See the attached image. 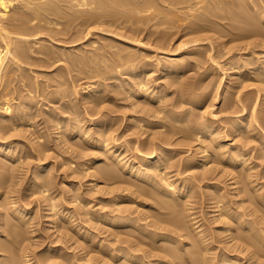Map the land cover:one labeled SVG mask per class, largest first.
<instances>
[{
    "label": "rangeland",
    "instance_id": "374dc122",
    "mask_svg": "<svg viewBox=\"0 0 264 264\" xmlns=\"http://www.w3.org/2000/svg\"><path fill=\"white\" fill-rule=\"evenodd\" d=\"M64 1H58L60 8L56 6L59 10L56 6L50 10L47 9L50 12L45 11L46 14L41 15L44 16L42 21L40 18L30 21L28 14L31 13L29 11L25 13L27 11L19 5L12 6L8 14L9 18L16 17L14 20L16 22L13 21V23H18L19 26L23 24L22 26L25 25V27L32 26L40 19L38 22L42 23L43 29L41 27L33 29L32 32L29 31L30 34L23 32L25 35H22L25 37L28 35V39H22V41L18 38L12 46L13 48L23 46L26 50H30H28L29 53L25 50L16 62L9 58L6 61V67L4 65L1 70L4 74V84L0 88L7 92L12 104L11 112L12 107L16 110L17 106L20 109H17L18 111L22 112L24 107L28 111L24 108L22 116L25 118L21 120L22 122L20 121V126L7 128L4 131L6 135L2 137L3 141H10L3 143L2 146L7 153L5 150L0 151V209L3 207L7 209V211L3 209L5 213L0 216V222L7 221L5 225H0V246L7 247L0 249V263L7 264L11 260L14 264H19L20 261L23 264H126L127 262L142 264L140 260H131L133 263L129 261L124 254L128 252L144 258L147 264H179L181 260H185L183 264H201V260L203 261L205 257L202 255L201 251H203V253L209 252L205 254L209 257L208 259H212V261L209 260L210 264H234V262L264 264V248L254 254L252 253L254 245L246 249L241 248L240 245L237 246L240 241H243L239 235L244 232L246 236L251 231L247 228L248 224L242 225L243 218L247 223L254 222V226L262 230L264 235V22L260 19H253L254 21L250 19L252 22L250 27L249 22L245 24L243 20L244 24L241 20L236 22L219 19L216 25L209 23L211 28L189 32L182 30L185 24L172 27L166 23H157L155 20L148 21L145 17L146 12L140 15L137 8L139 5L137 2L144 0H135L137 2L128 0L129 4L133 2L130 5L127 4V0H107L108 2L90 0L93 4L89 3L88 6H82L79 0ZM122 4L125 6V11ZM209 6L212 8L213 3ZM68 7L72 8L68 10ZM132 7L136 8L135 12H133L135 8L132 9ZM246 7V3L239 6L244 16L250 15L253 11ZM21 8L23 10H20ZM84 9L87 10L83 11ZM99 9L104 10V13ZM106 10L110 13L108 14ZM131 11L135 14L139 12L138 15L134 14L138 22L134 18V20L130 19V16H133ZM121 14L125 15L126 19ZM85 15L89 18L87 19ZM119 15L120 19L117 18ZM142 15L147 19L144 18L146 21ZM83 16L88 21L82 18ZM97 16H101L100 19ZM137 17H142L144 21ZM212 17L215 16L212 15ZM94 18H97L94 20L96 22H93ZM24 19L26 22L29 21L26 23ZM81 19L89 24L82 22ZM89 20H92V23ZM224 20H228V24ZM238 21L242 23V27ZM254 22L257 25H254ZM238 24L243 29L242 33L239 32L241 29ZM232 25L233 28L238 27L233 31ZM254 26H258L257 28L263 26L256 29L260 33L254 29L256 28ZM218 27L223 29L219 31ZM243 27L249 29L244 30ZM136 28L139 29L136 31L140 32L139 34H134ZM238 28L241 34L235 33ZM162 29L166 35L171 36H169L171 44L163 45L156 40ZM34 30L38 31L34 32ZM12 34L14 37H20L15 32ZM130 35H136L137 39L142 38L144 43L133 42L136 36L132 37L133 39L130 37L128 41L127 36ZM196 37L199 40L190 42L189 45L179 49L181 42ZM130 40L133 43H130ZM2 43L3 40L0 41L3 47ZM29 44L33 45L32 48H29L31 47ZM39 47H45L47 53L53 52L54 57L51 56L47 63L43 62L40 57L46 56L36 51ZM174 49L178 52L176 55L171 54V50ZM135 51L151 61L141 67L136 66L137 73L146 75L145 79L149 80V82L146 81L148 82L145 85L146 89H154L151 96L141 92L138 96L130 94L131 96L128 97L127 87L131 85L130 83L133 84L135 78L130 81L132 75L128 72H123L120 75L121 78H117L115 74L118 69H123L131 62L137 61L130 57L131 60L125 62L126 65L122 62L125 60L122 59L123 55L129 52L135 57ZM68 52H70L69 55ZM56 57H58L57 61H55ZM79 57L82 59L79 60ZM75 58L78 59L79 65L69 62V59L76 60ZM160 59L164 63L167 59L178 60L183 66L175 72L166 73V70L163 71L158 64ZM119 60L121 62H118ZM139 64L142 65L141 62ZM179 81L183 84L181 85ZM5 82L6 89L2 88L6 85ZM123 94L126 97H123ZM94 98H97V101ZM2 101L4 97L0 98V111L3 110ZM92 105L96 106L94 110ZM143 116L145 119L142 118ZM99 127L105 134L102 135ZM207 129L210 132H206ZM198 131L199 134L208 133L207 135L212 132V136L215 135L217 138L215 136L214 138L217 140L226 141L227 145H223L228 151L237 154L242 150L244 156L238 155L236 161L233 159L234 162L228 159L223 160L216 153L215 156V151L213 152L209 147L210 143L216 145L217 140L210 135L209 138H212L208 139L211 142L205 139L208 136L204 138L202 135L203 137L197 138L195 132ZM159 134L172 139L168 138L170 142L162 144L170 149L168 155L171 154V157L168 167V161L165 160L167 162L163 170L165 172H162L164 179L161 180L164 182L174 180L175 184H183L185 188L184 194L179 195L180 199L174 196L177 200L172 198L173 201H180V204L182 199V205L179 206L177 203V206L173 205L176 207V212H173L172 206L169 207L171 211L169 209L168 211L167 207L163 210L159 204L157 206L159 201H155L156 194L147 193V189L151 186L149 188L151 190L153 184L137 179L118 162L122 157L128 162H140V154L149 157L152 153L150 142L151 140L160 141ZM106 145L111 146V151H115L120 157H111ZM161 147L159 146L155 151H160L159 154L165 157L163 154H167L169 150ZM205 148H208L209 152L205 151ZM206 153L212 155L208 154V156ZM206 160L208 162H205ZM191 162L197 165L192 166ZM104 169L108 170L105 171L109 175H112L110 169L115 172L118 170V174L104 175ZM204 171L208 174L205 178L202 174ZM119 172L122 173L119 174ZM247 176H249L248 179ZM172 186L174 187V184ZM139 188H142L144 193L137 191ZM164 194L170 195L164 192L163 197L162 195L158 197L162 199L165 197L164 200H168ZM217 194L219 195L216 196ZM154 201L156 205L151 204ZM13 205L22 210V218L17 216L18 213L14 214L6 208ZM220 205L224 206H221L224 211ZM122 209H129L132 214L129 215L135 218L137 223H141L144 229L134 223L108 221L112 213H119ZM186 210L192 213L189 219H187L189 216H185L188 215ZM177 218L180 222H183L181 219L185 220V218L195 222L190 226L184 223L186 220L183 222V227L185 225L186 229H182L184 234H177V237L181 239V241L178 239L181 242L179 244L169 237L162 238L159 235L155 237L145 230L147 228L159 231L157 229L159 227L155 226L157 224L154 225L151 222L155 219H164V221L160 220L164 224L170 223L173 219L172 221L176 220V222L171 221V223L177 226ZM195 225H198L197 228H194ZM230 226H233V229ZM10 228L15 233L12 231L9 233ZM199 230L198 235L203 236L204 243L208 242L206 246L203 245L206 248L200 246L199 239H195L198 238L196 233ZM9 234L13 235L9 237ZM195 235L197 237H194ZM12 237L16 241L12 242L14 240ZM188 238L193 241L190 239L187 242ZM260 241L259 243L264 247L263 242ZM170 242L172 246H169ZM193 243L196 247L191 246ZM9 245L12 248L9 249ZM178 245L183 246L182 249L185 248L184 256L181 253L182 249L179 251L180 248H177ZM175 246L176 248H172V251L177 249L179 258L181 255L182 257L174 258L173 263L171 261L173 258H169L171 255L168 253L171 251L170 248ZM195 249H199L201 254L199 252L195 254ZM224 252H226L225 257ZM191 253L197 255L195 258L200 263H196L194 259L195 262L190 261ZM208 254L211 255L208 256ZM227 255L234 256L233 262L227 260L228 262L224 263L223 259L226 260ZM12 256L15 258L12 259ZM3 259L6 261H2Z\"/></svg>",
    "mask_w": 264,
    "mask_h": 264
},
{
    "label": "bare ground",
    "instance_id": "6f19581e",
    "mask_svg": "<svg viewBox=\"0 0 264 264\" xmlns=\"http://www.w3.org/2000/svg\"><path fill=\"white\" fill-rule=\"evenodd\" d=\"M58 1L59 0H0V41H2L3 40V43L2 44H4V46L2 47L1 45H0V86L2 85V84H4V80H3V73L1 72V70H3L2 68H4V65H5V67H6V61L10 58L11 60H15L14 62H16V61H19V60H17V59H19L20 57H21V55L24 53V51L26 50L23 46H18V47H15V48H13V46H12V44H13V42L16 40V39H18V40H27L28 38V35L25 37V36H23L22 34H24L23 32H28L29 33V31H31L32 32V30L33 29H37V28H39V27H43V25H42V23H40V22H38L40 19V21H42V19L44 18V16H41L45 11H47V12H50V11H48L47 9H49L50 10V8H54L56 5L58 6ZM62 1V0H61ZM64 1V0H63ZM66 1H68V0H66ZM71 1V0H70ZM92 1V0H91ZM90 0H79V3L80 4H82V6L83 5H89V3H91V4H93L92 2H91ZM107 1V0H106ZM105 1V2H106ZM110 1V0H109ZM125 1V0H124ZM124 1H122V2H124ZM128 1V0H127ZM130 1V0H129ZM129 1H128V3L127 4H129ZM133 1V0H132ZM135 1V0H134ZM65 2V1H64ZM76 2H78V1H76ZM102 2V1H101ZM108 2V1H107ZM113 1H111V3H112ZM121 2V1H120ZM121 2V3H122ZM135 2H137V1H135ZM63 3V2H62ZM68 3V2H67ZM111 3H109V4H111ZM121 3H119V4H121ZM133 3V2H132ZM132 3H130V4H132ZM138 4H136V5H138L137 6V8L139 9V11H140V15H141V13L142 12H146L145 13V17H147L148 18V21H151V20H155L157 23H166V24H169V26H180V25H182V24H185L183 27V29L182 30H184V31H197V30H203V29H206V28H211L210 27V22H212V23H216V21L217 20H219V19H228L229 21L230 20H235L236 22H237V20H241V22H242V20H243V22H245V24L247 23V22H249V26L251 27V25H250V23H252L251 21H250V19L252 20V21H254L253 19H260V21L262 20L263 22H264V0H242V1H238V0H144V1H141V2H137ZM200 3H202V4H200ZM212 4L213 3V6L215 7H213L212 6V8H214V10L212 9V8H210V6H209V4ZM243 3H246L247 4V7H249L250 9H252L253 11L251 12V14L250 15H245L244 16V13H243V10L241 11V10H239V6L240 5H242ZM72 4H73V2H72ZM76 4V3H75ZM109 4H107V5H109ZM116 4V3H115ZM129 4V5H130ZM134 4V5H135ZM15 5H19L20 7H22L23 9H24V11L26 10L27 12H25V13H28V11L32 14H28V15H30L28 18H29V20L31 21V20H36V18H40V19H38V21L37 22H35L32 26H29V27H25V25L24 26H19V24L17 25L16 23H13V21L14 20H16V17H13L12 15H10V16H12V18H9V16H8V14H9V11H10V9H11V7L12 6H15ZM96 5H98V4H96ZM112 5V4H111ZM114 5V4H113ZM123 5V4H122ZM121 5V6H122ZM124 5H125V3H124ZM123 5V6H124ZM57 6H56V8H57ZM68 6V5H67ZM76 6V5H75ZM100 6V5H99ZM103 6V5H102ZM119 6V5H118ZM120 6V7H121ZM133 6V5H132ZM171 6V7H170ZM244 6H245V4H244ZM59 7V6H58ZM76 7H78V6H76ZM90 7V6H89ZM89 7H88V9H89ZM92 7H94L93 5H92ZM91 7V8H92ZM96 8H97V6H95ZM116 8H117V6H115ZM127 7V6H126ZM129 7V6H128ZM222 7V8H221ZM229 7V8H228ZM246 7V8H247ZM20 9V10H23V9ZM55 8V9H56ZM60 8V7H59ZM59 8H57L58 10H59ZM69 8L70 7H68V10H69ZM72 8V7H71ZM70 8V9H71ZM80 8V7H79ZM84 8V7H83ZM90 8V9H91ZM100 8V7H99ZM102 8V7H101ZM109 8V7H108ZM113 8V7H112ZM125 8V6L123 7V9ZM135 8V7H134ZM133 7H132V9H134ZM176 8H177V10H176ZM216 8H218V10L219 9H222V10H225L224 12H219ZM233 8V9H232ZM51 9V10H52ZM66 9V8H65ZM75 9V8H74ZM78 9V8H77ZM119 9H121V8H119ZM130 10H131V7L129 8ZM137 9V10H138ZM179 9V10H178ZM212 9V10H211ZM57 10V11H58ZM67 10V11H68ZM76 10V9H75ZM74 10V11H75ZM81 10V9H80ZM85 10H87V9H84L83 11H85ZM96 10V9H95ZM94 10V11H95ZM101 9H99V11H100ZM231 10V11H230ZM54 11V10H53ZM53 11H51V13L53 12ZM96 11H98V10H96ZM104 11V10H103ZM102 10L100 11V12H103ZM107 11V13H108V10H106ZM124 11H125V9H124ZM129 11V10H128ZM136 11V8H135V10L133 11V12H135ZM23 12V11H22ZM56 12V11H55ZM75 12H77V11H75ZM82 12V11H81ZM88 12V11H87ZM90 12V11H89ZM93 12V11H92ZM113 12V11H112ZM114 12H115V10H114ZM113 12V13H114ZM130 12V11H129ZM132 12V11H131ZM132 12V13H133ZM247 12V11H246ZM57 13H59V14H61L60 12H57ZM56 13V14H57ZM74 13V12H73ZM77 13H79V12H77ZM85 13V12H84ZM95 13V12H94ZM104 13V12H103ZM106 13V15H108ZM117 13H119V12H117ZM117 13H115V14H117ZM121 13H123V12H121ZM125 13H127V12H125ZM137 14H135V13H133L132 15L133 16H130V19H132V20H134V19H136L135 17H134V14L135 15H138L139 14V12H136ZM46 13H44V15H45ZM53 14V13H52ZM51 14V15H52ZM55 14V15H56ZM66 14H68V12L66 13ZM71 14H72V12H71ZM80 14V13H79ZM85 14H89V13H85ZM90 14H92L91 12H90ZM98 14H99V12H98ZM112 14V13H111ZM128 14V13H127ZM47 15H49V14H47ZM70 15V14H69ZM73 15V14H72ZM82 15H84V14H82ZM105 15V14H104ZM122 15V14H121ZM129 15H131V13L129 14ZM139 15V16H140ZM212 15H214L215 17H212ZM52 16H54V15H52ZM56 16H58L59 17V15L57 14ZM87 15H85V17H86ZM92 16V15H91ZM90 16V17H91ZM94 16V15H93ZM109 16H111V15H109ZM123 17L125 16V15H122ZM127 16V15H126ZM143 16V19L145 18L144 17V15H142ZM47 18H48V16H46ZM45 17V18H46ZM71 17V16H70ZM75 17H76V15H75ZM78 17H79V15H78ZM85 17L83 16L82 18H84L85 19ZM94 17H96V16H94ZM99 16H97V18H98ZM101 17V16H100ZM100 17H99V19H100ZM114 17V16H113ZM243 17V18H242ZM251 17H253V18H251ZM18 18V17H17ZM66 18H68V17H66ZM80 18V17H79ZM89 18V16H87V19ZM93 18V17H92ZM96 18V19H97ZM112 18V17H111ZM118 19H120L121 17H120V15L117 17ZM117 18H115V19H117ZM125 19H126V17H124ZM134 18V19H133ZM137 18H140V17H137ZM19 19V18H18ZM21 19V18H20ZM54 19V18H53ZM52 19V22L55 20H53ZM75 18H73V20H74ZM83 19V20H84ZM87 19H85V20H87ZM95 18L93 19V22H96V21H94V20H96ZM114 19V18H113ZM114 19V20H115ZM117 19V20H118ZM128 19H129V16H128ZM127 19V20H128ZM140 19H142V17L140 18ZM142 19V20H143ZM146 19V18H145ZM144 19V20H145ZM29 20H27V22L29 21ZM47 20V19H46ZM49 20V19H48ZM47 20V21H48ZM72 20V19H71ZM71 20H69V21H71ZM72 20V21H73ZM113 20V21H114ZM141 20V21H142ZM143 20V21H144ZM147 20V19H146ZM145 20V21H146ZM227 20V21H228ZM244 20H246V21H244ZM12 21V22H11ZM24 21L26 22V20L24 19ZM57 21V20H56ZM66 21V20H65ZM81 21H82V19H81ZM88 21V20H87ZM90 22L92 21V20H89ZM140 21V20H139ZM155 21H154V23H155ZM213 21H215V22H213ZM223 21V20H222ZM227 24H228V22L226 21V20H224ZM234 21V22H235ZM259 21V22H260ZM14 22H16V21H14ZM23 22V21H22ZM25 22H24V24H25ZM26 22V23H27ZM45 22V21H44ZM44 22H43V24H44ZM49 22H51V21H49ZM82 22H85V23H87L86 21H82ZM136 22H138V20L136 19ZM219 22V21H218ZM224 22V23H225ZM233 22V21H232ZM231 22V23H232ZM238 22H240V21H238ZM240 22V24H238V26L240 25L241 27H242V23ZM262 22V23H263ZM47 23V22H46ZM56 23V22H55ZM58 23H59V21H58ZM92 23V22H91ZM210 23V24H209ZM230 23V22H229ZM258 23V22H257ZM87 24H89V23H87ZM235 24V23H234ZM233 24V25H234ZM237 24V23H236ZM235 24V25H236ZM244 24V23H243ZM254 25H257L256 24V22H254L253 23ZM29 25V24H28ZM30 25H31V23H30ZM46 25V24H45ZM48 25V24H47ZM158 25V24H157ZM216 25V24H215ZM222 25V24H221ZM226 25V24H225ZM229 25H231V24H229ZM233 25H232V27H231V29L233 28ZM223 26H224V24H223ZM227 26V25H226ZM225 26V27H226ZM238 26H234V28H236V27H238ZM239 26V27H240ZM244 26V25H243ZM258 26H259V23H258ZM258 26H254V27H256V28H254L255 30L256 29H260L261 27H263V26H261L260 28H257ZM44 27H46V26H44ZM50 27V26H49ZM221 27V26H220ZM241 27H240V29H241ZM248 27V26H247ZM246 27V29L244 28V30H248L249 28H247ZM186 28V29H185ZM227 28H228V26H227ZM234 28H233V31H234ZM43 29V28H42ZM138 28H136L135 29V31H134V34L135 33H140V32H136V31H138L137 30ZM223 28H219L218 27V30L220 31V30H222ZM230 29V28H229ZM252 29V28H251ZM263 29V28H262ZM262 29L260 30V31H262ZM40 30V29H39ZM237 31L235 32V33H237V34H241L242 32V30L243 29H241L240 31H239V28L238 29H236ZM36 30H34V32H35ZM38 31V30H37ZM36 31V32H37ZM88 31H90V30H88ZM167 31V30H166ZM241 32V33H239V32ZM257 32H259V30H256ZM13 32H15V33H17L18 35H20V37H14L13 36ZM33 32V33H34ZM159 32H161L160 33V35L158 36L159 37V39H158V37H156V40L157 41H160L163 45H168V44H171V41L169 40V38L171 37L170 35V37L168 36V35H166V33L164 32V29H162V30H160ZM168 32V31H167ZM170 33H171V30L169 31ZM260 33V32H259ZM262 33V32H261ZM30 34V33H29ZM22 35V36H21ZM25 35V34H24ZM122 35V34H121ZM158 35V34H157ZM125 35H123V37H124ZM136 36V35H135ZM135 36H133V35H130L129 37L127 36V38H128V41H129V39H131L132 37H135ZM161 36H162V38H161ZM131 37V38H130ZM138 37L136 36V38L135 39H133L132 41L133 42H136V44H137V42H143V40H141L140 38L139 39H137ZM22 40V41H23ZM197 40H199V38H192V39H189V40H185V41H183V42H181L180 43V46H178L179 47V49L182 47L183 48V46H185V45H189V43L190 42H193V41H197ZM17 41V40H16ZM131 41V40H130ZM130 42V43H133V42ZM17 43V42H16ZM144 43V42H143ZM18 44V43H17ZM20 45H21V42H20ZM30 45V44H29ZM42 45H44V44H42ZM31 46V45H30ZM33 46V45H32ZM32 46L31 47H29V48H32ZM41 46V45H40ZM170 46V45H169ZM28 47V46H27ZM163 47V46H162ZM172 48V47H171ZM176 49V48H175ZM171 50L172 52H171V54H173V55H176L178 52L176 51V50ZM178 49V48H177ZM29 50V49H28ZM28 50H26L25 52H28L29 53V51ZM48 50V49H47ZM53 50V49H52ZM36 51H38L39 53H41V54H44L46 57H40V59L41 60H43V62H45V63H47V61L49 60V58H51V56L52 57H54V54H53V52H51V53H47V51H46V48L44 47V48H42V47H39V48H37L36 49ZM50 51V50H49ZM168 51H170V50H168ZM189 51V50H188ZM130 53H132L131 51H129ZM128 52V54L127 55H123L122 56V59H125L124 61H122L123 62V64L125 63V62H127L128 60L130 61L131 59H130V57H133V59L134 60H137V61H135V62H131L130 64H128V65H126V63H125V68L123 67V69H118V72L117 73H115V74H117V78L118 77H120V75L123 73V72H128V73H130L132 76H131V78H130V81H132L134 78H135V80H133V84L132 83H130L131 85L129 86V87H127V94H128V97H130L131 95L130 94H132V95H136V96H138L141 92L142 93H144V94H148V95H150L151 96V94H152V92L154 91V89L153 90H147L146 89V87H145V85H147V83L149 82V80L147 79H145V77L144 76H146V75H144V76H142V75H139L137 72H138V67H136V66H144V65H147L148 63H150L151 61L150 60H148V59H146L145 58V56L143 57V56H140V55H138L137 54V52L135 53L136 54V56L134 57L133 56V54H130ZM61 53H62V55H63V51H61ZM73 52H71V54H72ZM57 54V53H56ZM67 54V53H66ZM70 54V52H68V55ZM76 55H78L77 53H75ZM58 55H60L59 53H58ZM57 55V56H58ZM67 55V56H68ZM73 55V54H72ZM96 55V54H95ZM71 56V55H70ZM79 56V55H78ZM138 56H140V58L138 59ZM29 57H30V55H29ZM28 57V58H29ZM63 57V56H62ZM73 57V56H72ZM95 57V56H94ZM39 58V57H38ZM58 57H56V60L55 61H57L58 59H57ZM65 58V57H64ZM76 58H78L77 56H76ZM75 58V59H76ZM92 58H93V56H92ZM96 58V57H95ZM60 59H61V57H60ZM82 59V58H81ZM80 59V57H79V60H81ZM101 59V58H100ZM121 59V60H122ZM127 59V60H126ZM132 59V60H133ZM214 59V58H213ZM215 59H216V57H215ZM26 60V59H25ZM40 60V61H41ZM66 60H67V58H66ZM89 60H91V59H89ZM93 61V60H92ZM95 61H97V60H95ZM49 62V61H48ZM69 62H72V63H74V64H76L77 62H78V59H76V60H73V59H69ZM118 62H121L120 60L118 61ZM117 62V63H118ZM139 62H141L142 63V65H140L139 64ZM160 62H161V64H160ZM20 63V62H19ZM51 63V62H50ZM80 63V62H79ZM220 63V62H219ZM78 64V63H77ZM159 66L161 67V68H163V71H165L166 70V73L167 72H169V71H171L170 73H172V72H175V71H177L178 69H181L182 68V62L181 61H176V60H173V59H167V61L165 60V63L160 59L159 60ZM183 64H184V62H183ZM79 65V64H78ZM121 65V64H120ZM119 66V64L117 65V67ZM139 67V68H140ZM99 68V67H98ZM184 68V67H183ZM101 70V69H100ZM117 70V69H116ZM150 70V69H149ZM102 71H103V69H102ZM8 72V71H7ZM146 72V71H145ZM179 72V71H178ZM103 73V72H102ZM114 73V72H113ZM112 74V73H111ZM110 74V75H111ZM114 74V75H115ZM125 74V73H124ZM129 74V75H130ZM142 74V73H141ZM147 74V73H146ZM10 75V74H9ZM113 76V75H112ZM142 76V77H141ZM7 77V76H6ZM10 77V76H9ZM114 77V76H113ZM121 78V77H120ZM175 78V77H174ZM173 78V79H174ZM179 78V77H178ZM5 79V78H4ZM9 79V78H8ZM8 79H7V81H8ZM24 79V78H23ZM124 79V78H123ZM122 79V80H123ZM129 79V78H128ZM175 79H177V78H175ZM6 80V79H5ZM121 80V81H122ZM180 80V79H179ZM183 80V79H182ZM24 81V80H23ZM126 81H128V80H126ZM126 81H124L125 83H126ZM129 81V82H130ZM146 81H148V82H146ZM9 82V81H8ZM122 83V82H121ZM128 83V82H127ZM179 83H180V81H179ZM186 83V82H185ZM5 84H6V82H5ZM30 84V83H29ZM124 84V83H123ZM181 84V83H180ZM179 84V85H180ZM183 84V83H182ZM181 84V85H182ZM187 84V83H186ZM178 85V86H179ZM5 86H7V84L6 85H4V86H2V88H5ZM117 86V85H116ZM121 86V85H120ZM125 86V85H124ZM185 85H183V87H184ZM187 86V85H186ZM189 86H191V85H189ZM188 86V87H189ZM126 87V86H125ZM182 87V86H181ZM117 88V87H116ZM179 88H180V86H179ZM1 89V88H0ZM6 89V88H5ZM124 89V88H123ZM122 89V90H123ZM2 90V89H1ZM4 90V89H3ZM0 91V98H3L4 97V101H2L3 102V110H1L0 111V130L1 131H3L2 133H0V151H4L5 149L2 147L3 146V143H5V142H9V141H3L2 140V137L3 136H5L6 134H5V130L7 129V128H9V127H18V125L20 126V123L23 121L22 119H24L25 117L24 116H22L23 114V110H24V108H23V110H22V112L21 111H18V110H20V109H18V106H17V109L16 110H14L13 109V107H12V112H11V102H10V100H9V97H8V95H7V92L5 91ZM119 90V89H118ZM118 90H117V94H119L118 93ZM126 90V89H125ZM125 90H124V92H125ZM147 90V91H146ZM183 90V89H182ZM187 91V90H186ZM9 92V91H8ZM95 92V91H94ZM184 92V91H183ZM88 93H89V91H88ZM123 93V92H122ZM126 93V92H125ZM181 93V92H180ZM188 93V92H187ZM116 94V95H117ZM125 94H123V97H126V95L124 96ZM130 95V96H129ZM155 96V95H154ZM122 97V98H123ZM134 97V96H133ZM160 97V96H159ZM158 97V99H160ZM191 97V96H190ZM21 98H22V96H21ZM196 98V97H195ZM195 98H193V99H195ZM11 99V98H10ZM93 99V98H92ZM91 99V100H92ZM95 99V98H94ZM139 99V98H138ZM198 99V98H197ZM22 100H24V99H22ZM26 100V99H25ZM96 101H97V98L95 99ZM144 100H146V99H144ZM99 102V101H98ZM192 102H194V101H192ZM22 103H24V101L22 102ZM21 103V104H22ZM95 103V102H94ZM97 103V102H96ZM134 103H136V102H134ZM20 104V105H21ZM133 104V103H132ZM176 104V103H175ZM19 105V106H20ZM94 105H97V104H94ZM94 105H92L91 107L93 108V110L95 109V107H94ZM177 105H178V103H177ZM174 106H176V105H174ZM1 107H2V105H1ZM16 108V107H15ZM25 110H26V108H25ZM24 110V111H25ZM26 111H28V110H26ZM51 111V110H50ZM176 111V110H175ZM174 111V112H175ZM171 111L169 110V113H170ZM173 112V111H172ZM173 112V113H174ZM29 113H30V111H29ZM172 113V114H173ZM26 114H28V112H26ZM50 114V113H49ZM51 114H52V112H51ZM50 114V115H51ZM176 114V113H175ZM174 114V115H175ZM170 115H171V113H170ZM27 117V116H26ZM141 118V117H140ZM142 118H144L145 119V117L143 116ZM22 120V121H21ZM98 120H100V119H98ZM140 120H142L143 121V119H140ZM21 121V122H20ZM99 122V121H98ZM19 123V124H18ZM164 123V122H163ZM162 123V124H163ZM166 124V123H165ZM170 124H172V123H170ZM239 124V123H238ZM164 125V124H163ZM168 125H169V123H168ZM241 125V124H240ZM166 126H167V124H166ZM194 126H195V124H194ZM194 126H192L193 128H194ZM199 126V125H198ZM213 126V125H212ZM196 127V126H195ZM201 127V126H200ZM203 127V126H202ZM100 128V130L102 129L101 127H99ZM106 128H108V127H106ZM197 128V127H196ZM195 128V129H196ZM210 128V127H209ZM237 128V127H236ZM10 129V128H9ZM97 129H98V127H97ZM99 130V129H98ZM103 130H104V128H103ZM108 130V129H107ZM198 130V129H197ZM204 130H205V128H204ZM209 129H207V131L206 132H210V131H208ZM0 131V132H1ZM94 131H97V130H94ZM188 131H190V129H188ZM202 131H203V129H202ZM100 132H102V130L100 131ZM213 132H214V130H213ZM195 133H197V135H196V137L197 138H201V136L203 135L204 136V138H205V136H208V137H206L205 139L206 140H209L210 138H212L213 137V139L214 140H217L216 138H214V136H212V132L211 133H209V135L210 136H212V137H210L209 138V135H207L206 133H200L199 134V131L198 132H195ZM103 134H105V133H103L102 132V135ZM97 135V134H96ZM101 135V136H102ZM202 136V137H203ZM93 137V136H92ZM263 137V136H262ZM94 138V137H93ZM98 138V137H97ZM106 138V137H105ZM158 138L160 139V141L158 140V142L157 141H152L151 140V144H150V148H151V151H152V153L149 155V157H144L143 155H139L140 156V162L139 161H132V162H128V160H124V158L122 157V158H119L120 156H119V154L118 153H116L115 151H111V146L110 147H108L107 145V147L106 146H104V147H106L107 149H108V152L110 153V156L112 157H115V158H119V163L122 165H120L121 167H123L124 166V168H127L128 169V171L132 174V175H134L135 177H137V179L139 178V179H141V180H146V182L148 181V182H150V183H152L153 185V187H152V189L150 190L149 188L151 187L150 185V187L147 189L148 190V192L147 193H149V192H151V193H153V195L154 194H156V199H155V197L153 196V195H151V196H153V198L155 199V201L157 200V201H159V202H157V206H158V204H159V207L160 208H163V210L167 207V210L169 209L170 210V206H172V207H174V210H175V206H173L174 204L177 206V204H179V206L180 205H182V199H181V204H180V201H176L177 199L176 198H179V195L180 194H184V192H185V188H184V186H183V184L181 185V184H175V182H174V180H167V181H162L161 179H164L163 178V173L162 172H165V171H163V170H165V163H167V162H165V160L166 161H168V163H167V167L169 166L168 164L170 163L169 161H170V157H171V154L170 155H168L169 153H170V149H168V148H166L165 146H163L162 144L164 143V144H166V142H170V141H168L167 139L169 138V137H167V136H163V135H161V134H159L158 135ZM209 138V139H208ZM96 139V138H95ZM169 139H171V137L169 138ZM100 140V139H99ZM106 139H104V141H105ZM172 140V139H171ZM213 140V141H214ZM94 141V140H93ZM96 141V140H95ZM210 141V140H209ZM208 142V141H207ZM211 142V141H210ZM209 142V143H210ZM208 143V144H209ZM211 144V146H212V148H211V146L210 145H208V146H210L209 148L211 149V150H213V152H214V155H215V153H216V155H220V157L221 158H223V160L224 159H228V160H232L233 162H234V160L236 159V157L238 156V155H243L244 154V152L241 150V152H237V154H234L233 152H230V151H228L227 149H226V145H227V143H226V141L225 140H217V142H216V145H213V143H210ZM223 144H225V146L223 145ZM159 146H162L161 148H166V150H169L168 151V153L167 154H163V155H165V157L164 156H161L160 154H159V152H157V151H155V150H157V148L159 147ZM207 146V145H206ZM215 146V147H214ZM218 147V148H217ZM216 148V149H215ZM2 149V150H1ZM141 149V148H140ZM206 149V150H205ZM204 150L205 151H207L208 150V148H205ZM242 149V148H241ZM162 150V149H161ZM216 150H218V151H216ZM107 151V150H106ZM139 151H141V150H139ZM5 152L7 153V151L5 150ZM207 152H209V150L207 151ZM1 153V152H0ZM9 153V152H8ZM140 153V152H139ZM141 153H142V151H141ZM172 153V152H171ZM5 154V153H4ZM207 154V153H206ZM205 154V155H206ZM208 154H211V153H208ZM207 154V155H208ZM9 155V154H8ZM12 155V154H11ZM212 155V154H211ZM215 155V156H216ZM138 156V155H137ZM209 156V155H208ZM244 156V155H243ZM175 157V156H174ZM202 157V156H201ZM9 158H10V156H9ZM126 158V157H125ZM216 158V157H215ZM219 158V157H218ZM122 159L124 160V161H122ZM168 159V160H167ZM195 159V158H194ZM234 159V160H233ZM115 160V159H114ZM171 160H172V158H171ZM193 160V159H192ZM199 160V159H198ZM238 160V159H237ZM191 161V160H190ZM189 161V162H190ZM236 161V160H235ZM243 161H245V160H243ZM205 162H208L207 160L205 161ZM204 162V163H205ZM40 165V164H39ZM38 165V166H39ZM118 164H116V166H117ZM173 165V164H172ZM175 165V164H174ZM191 165L192 166H196L197 164L196 163H194V162H191ZM105 167V166H104ZM235 167V166H234ZM41 168V167H40ZM39 168V169H40ZM107 168V167H106ZM118 168V167H117ZM123 168V169H124ZM186 168V167H185ZM252 168V167H251ZM109 169V168H108ZM113 169V168H112ZM116 169V168H115ZM121 169V168H120ZM250 169V168H249ZM103 170V169H102ZM101 170V171H102ZM106 169H104V171H105ZM122 170V169H121ZM246 170V169H245ZM106 171H108V170H106ZM104 172V175H107L108 174V172ZM114 171V170H113ZM113 171H111V169H110V172H111V174L112 175H109V176H113V175H117L118 174V170L115 172L114 171V174H113ZM120 171V170H119ZM208 171V170H207ZM103 172V171H102ZM166 172H168V171H166ZM180 172V171H179ZM244 172H246V171H244ZM250 172V171H249ZM106 173V174H105ZM116 173V174H115ZM122 173V172H121ZM120 172H119V174H121ZM166 174V173H165ZM203 178H205V177H207V175L208 174H206V171H204L203 173ZM202 174L200 175V176H202ZM247 174H249V173H247ZM165 176V175H164ZM210 176V175H209ZM108 177V176H107ZM118 177V176H117ZM134 177V178H135ZM248 177L249 176H247V179H248ZM199 178H202V177H199ZM240 179V178H239ZM251 180V179H250ZM251 182V181H250ZM174 184V187L172 186ZM250 184H252V183H250ZM138 185V184H137ZM140 185V184H139ZM191 185V184H190ZM44 186V185H43ZM42 186V187H43ZM142 186V185H141ZM183 186V187H182ZM252 186V185H251ZM143 188H144V186H143ZM191 188V187H190ZM141 191H140V190ZM137 191H139V192H142V193H144L142 190V188H139ZM150 190V191H149ZM188 191V190H187ZM192 191V190H191ZM214 191V190H213ZM170 193V195H172L171 196V198L169 197V196H166L165 194V196L167 197V199L168 200H164L165 199V197H164V199H162L161 197H163V195H162V193ZM150 193V194H151ZM190 193V192H189ZM194 193V192H193ZM159 195H162L161 197H158ZM188 195V194H187ZM190 195V194H189ZM188 195V196H189ZM191 195H193V194H191ZM219 194H217L216 196H218ZM176 197V198H174V197ZM222 196V195H221ZM257 196H259L258 194H257ZM261 196H263V195H261ZM171 199L170 201H169V198ZM187 197V196H186ZM185 197V198H186ZM191 197V196H190ZM161 198V199H160ZM172 198H174V199H176L175 201H173V199ZM189 198V197H188ZM187 198V199H188ZM221 198V197H220ZM159 199V200H158ZM180 199V198H179ZM190 199V198H189ZM264 199V198H263ZM191 200V199H190ZM222 200H224V199H222ZM152 202L151 204H155L156 205V202ZM173 201V202H172ZM184 201V200H183ZM219 202V201H218ZM177 203V204H176ZM185 204H186V201L184 202ZM263 203V202H262ZM153 204V205H154ZM185 204H183V206L185 205ZM218 204V203H217ZM189 205V204H188ZM222 205H225V204H222ZM222 205H220V207L222 206ZM16 206V205H15ZM14 205L13 206H9V207H6V208H8L9 209V211H12V212H14V214H17V216L18 217H20V218H22V213H21V211L22 210H20V209H17V206L15 207ZM217 206V205H216ZM215 206V207H216ZM170 207V208H169ZM186 208H187V204H186V206H185ZM189 207V206H188ZM219 207V206H218ZM219 207V208H220ZM222 207H224V206H222ZM221 207V208H222ZM152 208V207H151ZM220 208V209H221ZM3 209H4V207H3ZM3 209L1 208L0 209V216H3V214L2 213H5V212H3ZM111 209V208H110ZM114 209V208H113ZM116 209V208H115ZM120 209V208H119ZM223 209V208H222ZM7 211V209H4V211ZM168 210V211H169ZM172 210H173V208H172ZM173 210V212H176V210L174 211ZM113 211V210H112ZM160 211V210H159ZM171 211V210H170ZM187 211V210H186ZM223 211H224V209H223ZM229 211V210H228ZM16 212V213H15ZM118 212V211H117ZM165 212V211H164ZM226 212H227V208H226ZM11 213V212H10ZM161 213V212H160ZM166 213V212H165ZM168 213V212H167ZM187 213H188V215H185V216H189V215H191L192 213L189 211H187ZM225 213V212H224ZM230 213V212H229ZM113 214V213H112ZM110 215L109 216V220L108 221H113V222H117V223H134L136 226H139V227H142V229H144L143 228V226H142V224L141 223H137V221H136V219L135 218H133L132 216H130L129 214H131V212H130V210L129 209H122L119 213H115V214H113V215ZM175 214V213H174ZM238 214V213H237ZM132 215V214H131ZM235 215V214H234ZM230 216H233V215H230ZM173 217H174V215H173ZM107 218H108V216H107ZM187 218V217H186ZM185 218V220H186V222H184L185 220H182L181 219V221H183L185 224H189V226L190 225H194L195 224V222H190V221H192V220H187V219H189L190 218V216L186 219ZM233 218V217H232ZM238 218V217H237ZM12 219V218H11ZM168 219V218H167ZM184 219V218H183ZM192 219H193V217H192ZM234 219V218H233ZM239 219H240V217H239ZM244 220L243 221H241V223H242V225L244 224L245 226H246V224H248V229L250 228V230L251 231H249L248 233L249 234H246V236H245V233L244 232H242V234L241 235H239V237L243 240V241H240L239 242V244L238 243H236V244H238L237 246L239 247V245L241 246V248H244V249H246V248H248V246H252V245H254V250H253V252L252 253H254L255 254V252H258V250H260V249H263L264 247H263V245H261V243H259V241L261 240L262 242H263V244H264V235L262 234V230L260 231V229H258L257 228V226H254V222L253 223H251V221H248V223H247V221H245V218H243ZM1 220H2V218H1ZM6 220V219H5ZM9 220V219H8ZM139 220V219H138ZM156 220H158V221H160V220H162V221H164V219H155L154 221H151V222H153V224L155 225V224H157V225H155L156 226V228H157V226L159 227V228H157L159 231H157L156 232V230L155 231H152V230H150V229H145L146 230V232L147 233H149V234H152V235H154L155 237H156V235H159V236H162V238L163 237H165V238H170V239H173V240H175L176 242L175 243H177V244H179V242L181 241V239H179L177 236L179 235V234H184L183 232H182V229L183 230H185L186 228H184L185 227V225H184V227H183V222H180V220L177 218V222L179 223H182V224H180V226H182V227H180L179 226V224L177 223V226H175L174 225V223H171V221L173 220H171L170 221V223H168V224H164V222H162V221H160V222H158V221H156ZM169 220H170V217H169ZM169 220H165V221H169ZM179 220V221H178ZM10 222H11V220H9ZM175 222H176V220H174ZM174 221H172V222H174ZM189 221V222H188ZM7 222V221H6ZM6 222L4 223V222H0V225H5L6 224ZM9 222V223H10ZM9 223H7V224H9ZM111 223V222H110ZM148 223H150V222H148ZM114 224V223H113ZM173 224V225H172ZM231 224V223H230ZM232 224H234V223H232ZM15 224H14V222H13V226H14ZM150 225V224H149ZM10 226H12V225H10ZM17 226V225H16ZM188 225H186V227H187ZM197 226L198 225H195L194 226V228H197ZM233 226H235V225H233ZM233 226H230V228H232L233 229ZM2 227V226H1ZM4 227V226H3ZM147 227V226H146ZM13 228V227H12ZM12 228H10L9 229V233H12L13 232V229ZM235 228V227H234ZM243 228V227H242ZM3 229V228H2ZM16 228H14V230H15ZM201 229V228H200ZM232 229H231V231H232ZM261 229H263L262 227H261ZM5 230V229H4ZM17 230H18V227H17ZM165 230H168V231H165ZM12 231V232H11ZM202 231V230H201ZM234 231V230H233ZM245 232H246V230H244ZM7 232V233H8ZM156 232V233H155ZM188 232V231H187ZM13 233H15V232H13ZM190 233V232H189ZM244 233V234H243ZM178 234V235H177ZM198 234H200V230L199 231H197V233H196V235H198ZM239 234V233H238ZM11 235H13V234H9V237L11 236ZM185 235H186V233H185ZM194 236V237H197V236ZM202 235V234H201ZM190 237V236H189ZM238 237V236H237ZM238 237V239H240ZM8 238V237H7ZM13 238V237H12ZM18 238V237H17ZM164 238V239H165ZM193 238V237H192ZM14 239V238H13ZM180 241H179V240ZM191 238H188V240H187V242H189V240H190ZM195 239H199L200 240V246L202 245H204V246H206L207 245V243H204V240H203V236L202 237H200L199 235H198V238H195ZM9 240V239H8ZM192 241H193V239H191ZM257 240H258V242H257ZM10 241V240H9ZM14 241H16V239H14V240H12V242H14ZM183 241V240H182ZM197 241V240H196ZM260 241V242H261ZM3 242V241H2ZM206 242V241H205ZM1 243V242H0ZM4 243V242H3ZM173 243H174V241H173ZM181 243V242H180ZM195 243V242H194ZM193 243V245H195ZM6 244V243H5ZM177 244H175V245H177ZM191 244V243H190ZM198 244H199V242H198ZM236 244H235V246H236ZM1 245V244H0ZM6 245H8V244H6ZM101 245V244H100ZM103 245V244H102ZM168 245V244H167ZM167 245H166V248H167ZM173 244H171V242H170V244H169V246H172ZM182 245H185V244H183L182 243ZM181 245V246H182ZM188 245V244H187ZM193 245H191L192 247H196V245L195 246H193ZM179 246V245H178ZM203 246V247H204ZM209 246V245H208ZM103 247V246H102ZM107 247V246H106ZM185 247V246H184ZM198 247H199V245H198ZM202 247V248H203ZM1 248H3L2 246H0V249ZM7 247L5 246V248H3V249H6ZM10 248H12V247H10V245H9V249ZM104 248V247H103ZM172 248H176V246L175 247H171L170 248V253H168V254H170L171 256H169V258L171 257V258H173L171 261L173 262L174 261V258H176V257H178L179 258V255L180 254H178L177 252L178 251H176L175 249L172 251ZM177 248H180L179 249V251L183 248V246L182 247H177ZM201 248V249H202ZM204 248H206V247H204ZM203 248V249H204ZM113 249V248H112ZM111 249V250H112ZM126 249V248H125ZM185 249V248H184ZM184 249H182V254L184 253L183 252V250ZM194 249V248H193ZM192 249V251L194 252V250ZM209 249V248H208ZM2 250V249H1ZM108 250V249H107ZM110 250V249H109ZM167 250V249H166ZM186 250L188 251V247L186 248ZM196 250V249H195ZM199 250V249H198ZM198 250H196L195 251V254L197 253V252H199ZM114 251V250H113ZM169 251V250H168ZM191 251V250H190ZM201 251V250H200ZM208 251V250H207ZM264 251V250H263ZM118 252V251H117ZM134 252V251H133ZM167 252V251H166ZM202 252V255L203 256H205L204 257V259L201 257V259H203V261L201 260V264H210L209 263V260L210 259H208L209 257H206V254L207 253H209V252H205V253H203V251H201ZM122 253V252H121ZM120 253V254H121ZM200 253V252H199ZM212 253V252H211ZM225 253V254H224ZM223 254V256L225 257L226 256V252H224ZM12 254V253H11ZM124 254H125V256L129 259V261H135V260H140V262H142V264H147L146 262H144V258L142 259V257L140 258V256L139 255H137V254H135V253H128V252H124ZM167 254V255H168ZM190 254V253H189ZM194 253H191V257L192 258H190V259H188V260H190V261H193V262H195L194 260H196V256L197 255H193ZM201 254V253H200ZM205 254V255H204ZM112 255V254H111ZM199 255V254H198ZM209 255H211V254H208V256ZM124 256V257H125ZM183 256H184V254H183ZM201 256V255H200ZM228 257L226 258V260L225 259H223L224 260V263H225V261L226 262H228L227 260H231V262H233V258H234V256L232 255H227ZM182 257V255L180 256V258ZM188 257H190V256H188ZM14 258H15V256H14ZM13 258V256H12V259H14ZM18 257H16V259H17ZM22 258V257H21ZM20 258V259H21ZM24 258V257H23ZM117 258V257H116ZM179 258V259H180ZM184 258V257H183ZM186 258V257H185ZM184 258V259H185ZM200 258V257H199ZM214 258V257H213ZM2 259V258H1ZM8 259V258H7ZM194 259V260H193ZM198 259V258H197ZM18 260V259H17ZM17 260H16V262H17ZM22 260V259H21ZM127 260V259H126ZM169 260V261H170ZM2 261H6V260H2ZM24 261V260H23ZM131 261V262H132ZM170 261V262H171ZM182 262L183 261H185V260H181ZM181 261H179V262H181ZM189 261V262H190ZM198 260H196V263H200V262H197ZM210 261H212V259L210 260ZM9 262H11V260H9ZM8 262V263H9ZM171 262V263H172ZM177 262V261H176ZM181 262V263H182ZM5 263V262H4ZM3 263V264H4ZM7 263V264H8ZM23 264V262H19V264ZM128 264H130L129 262H127ZM126 263V264H127ZM133 263V262H132ZM135 263V262H134ZM174 263V262H173ZM181 263H179V264H181ZM213 263V262H212ZM237 263H239V264H241L240 262H237ZM237 263H235L234 262V264H237ZM0 264H2V263H0ZM11 264H14V263H12L11 262ZM16 264V263H15ZM183 264V263H182ZM192 264V263H191ZM195 264V263H194ZM227 264V263H226ZM229 264V263H228ZM233 264V263H232Z\"/></svg>",
    "mask_w": 264,
    "mask_h": 264
}]
</instances>
